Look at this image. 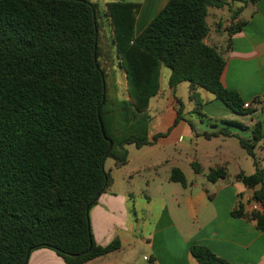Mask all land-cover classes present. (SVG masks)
<instances>
[{"label":"trees","instance_id":"1","mask_svg":"<svg viewBox=\"0 0 264 264\" xmlns=\"http://www.w3.org/2000/svg\"><path fill=\"white\" fill-rule=\"evenodd\" d=\"M228 1L170 0L138 35L141 5L110 1L109 43L91 0H0V264H27L40 248L66 264H83L121 248L117 238L106 246L95 243L90 210L112 184L106 160L120 168L128 161L126 145L150 143V100L160 93L164 67L171 89L189 83L190 113L201 120L206 116L199 89L235 114L255 111L259 99L246 108L239 93L224 87V53L205 42L208 11ZM241 28L236 23L228 36ZM115 60L127 83L121 99L113 89ZM177 103V121L184 120ZM224 124L245 128L237 121ZM204 135L238 139L256 169L237 178L264 208V167L254 151L264 140V119L253 125L249 140L223 127ZM192 168L200 174L197 162ZM226 177L222 167L207 175L210 182ZM171 180L187 184L177 168ZM231 215L256 221L264 231V209L245 214L240 204ZM190 252L199 264H232L205 246L193 244ZM148 264L156 263L150 258Z\"/></svg>","mask_w":264,"mask_h":264},{"label":"crops","instance_id":"2","mask_svg":"<svg viewBox=\"0 0 264 264\" xmlns=\"http://www.w3.org/2000/svg\"><path fill=\"white\" fill-rule=\"evenodd\" d=\"M91 1L99 7V0ZM110 1L113 0H104L103 6L106 8ZM116 1L141 5L136 20L138 35L170 0ZM211 9L224 11L211 13L212 25L208 23L210 33L205 40L224 53L226 66L222 84L239 93L246 104L256 99L260 100L259 104L253 106L255 111L251 115L235 114L220 100L221 111H210L205 120L198 114L196 120L177 121L179 97L175 92L178 86L174 90L168 86L167 96L168 91L162 87L160 78V93L154 97L153 104L150 100L149 106L150 143L141 148L126 145L128 161L120 168L115 166L113 159L106 160L105 169L110 172L112 184L90 210L95 243L106 246L117 238L121 248L83 264H141L132 261L131 255L137 249L148 252L142 257L144 264H148L150 258L156 264H199L190 252L193 244L209 248L232 264H264V231L257 228L256 221L231 215L240 204L245 208V214L251 212L244 198L254 190L247 188L237 174H253L255 164L251 173H247L241 164L230 172V162L240 163L239 158L218 144L227 145L228 139H238L204 135L223 127L232 135L249 140L253 125L264 119V0H229L222 8ZM236 23H242V28L229 37V29ZM168 77L170 73L166 77L167 84ZM213 102L215 100L204 103L202 110ZM187 120L192 121L194 129ZM226 121H237L245 128L228 126L224 124ZM193 162L199 164L200 174L193 170ZM218 167L225 169L227 177L210 182L207 175ZM174 168L185 175L186 185L171 180ZM143 200L148 205L154 202L160 206V210L152 214L154 227L146 236L139 232L140 222L146 218L145 212L140 221L132 208V203ZM27 264L66 263L53 250L40 248L31 252Z\"/></svg>","mask_w":264,"mask_h":264},{"label":"rangeland","instance_id":"3","mask_svg":"<svg viewBox=\"0 0 264 264\" xmlns=\"http://www.w3.org/2000/svg\"><path fill=\"white\" fill-rule=\"evenodd\" d=\"M103 1L104 0H99V7H98V22L100 25V35L102 36L104 41L107 42H111V27H110V23H109V19L108 17L105 15V6H103ZM219 12L220 14L224 11L221 10H214ZM213 9H211L209 11L208 17H207V22L210 23L212 25V12H214ZM170 73V70L166 67L163 68V74L161 76V82H162V87L164 89H166L167 91L169 90L168 88V84L166 81V77L168 76V74ZM113 78L115 80V84L117 85L116 88L114 89V93L119 96V98H123L127 96V83H126V79H125V72L119 68V66L117 65V60H115V67H114V72H113ZM199 92L202 95V98L204 99L203 102L204 103H208L210 102V100H215V102L210 103L205 109H203L201 111L202 114L206 115L207 117H209V112L210 111H221V107H223V105L221 104L222 102H220V100H217V98L215 97V95L206 92L202 89L199 90ZM176 96L179 97V101H181V103L183 104V108L185 110H183V115L185 118H188L190 120H196L198 113H188V111L193 110L194 108V103L190 101L189 95H190V90H189V83L185 82L182 83L181 85L179 84L177 87V90L175 92ZM167 96H169V91L167 93ZM156 98H152L151 99V103L153 104L155 102ZM153 113V111L151 112ZM154 114V113H153ZM215 137H219L220 139H224L223 135L221 136H215ZM227 139V138H226ZM227 145H222V144H218L222 147V149H227V151L232 154L233 156L239 158L240 163H236V162H230L229 164V170L230 172L233 171V169L238 165L241 164L242 166H244V170L247 173H251L253 172V163L254 160L247 155L246 151L244 150V148L240 147L241 145L239 144L238 140L236 139H228L227 141ZM219 146V147H220ZM255 154H256V159L259 163H261L262 165H264V140L260 142V145L257 146L255 148ZM147 206L148 209H146ZM132 208L136 210V216L138 217V219L140 221H143L142 217L144 215L143 212H145L146 218L143 222H140L141 224L139 225V232L142 234H144L145 236L153 230L154 227V220L151 218L153 217L152 214H156L159 210H160V206L158 205V203H152L151 205H148L147 202L143 201H139V202H134V204L132 203ZM144 209H146L145 211H143ZM134 218V217H133ZM148 252L145 250H140L137 249L132 253V261H135L136 263H140L144 264L145 262L142 260L143 255H147Z\"/></svg>","mask_w":264,"mask_h":264},{"label":"built area","instance_id":"4","mask_svg":"<svg viewBox=\"0 0 264 264\" xmlns=\"http://www.w3.org/2000/svg\"><path fill=\"white\" fill-rule=\"evenodd\" d=\"M244 107L249 108L248 104H244ZM245 200V204L248 206V208L251 211H259L262 212L263 211V206L260 202L256 201L253 197V191H251L250 193H248L247 197L244 198ZM145 260H147V257H144Z\"/></svg>","mask_w":264,"mask_h":264},{"label":"water","instance_id":"5","mask_svg":"<svg viewBox=\"0 0 264 264\" xmlns=\"http://www.w3.org/2000/svg\"><path fill=\"white\" fill-rule=\"evenodd\" d=\"M94 59H95V56H94Z\"/></svg>","mask_w":264,"mask_h":264}]
</instances>
